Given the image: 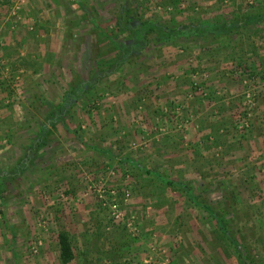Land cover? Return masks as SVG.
Wrapping results in <instances>:
<instances>
[{
  "label": "rangeland",
  "instance_id": "obj_1",
  "mask_svg": "<svg viewBox=\"0 0 264 264\" xmlns=\"http://www.w3.org/2000/svg\"><path fill=\"white\" fill-rule=\"evenodd\" d=\"M120 11L182 27L264 0H0V264H264V21L149 34L113 69L136 46ZM78 82L93 84L30 149Z\"/></svg>",
  "mask_w": 264,
  "mask_h": 264
},
{
  "label": "trees",
  "instance_id": "obj_2",
  "mask_svg": "<svg viewBox=\"0 0 264 264\" xmlns=\"http://www.w3.org/2000/svg\"><path fill=\"white\" fill-rule=\"evenodd\" d=\"M122 16L123 13H121V11L118 12L117 18L114 20L113 23L114 31L116 32H121V31L123 32L126 30L129 31L132 38H134V40L136 41V46H133L132 43L117 44V48L120 50V55H119V59H117L114 62L113 69H115L118 64L126 62V59L129 56L131 50H134L135 47H137V49H140L147 42V36L149 34H152L159 42H168L172 40L174 37H180L184 35L187 36L192 34L199 36L211 35L212 38L218 39L220 37L227 36L231 32H237L243 26L255 25L259 22L264 21V12L261 11L245 13L239 17L232 19L231 21H224L218 23H200L195 25H184L182 27L179 26L166 27L163 25H158L157 23H154L149 20H140L138 21V23L135 24L133 23L131 26H129L127 23L122 21L123 20ZM91 21L93 26L99 29L97 23L93 20ZM92 84L87 82H83V83L78 82L75 88L71 89L70 91L68 90L64 93L60 105L56 109H54L53 112L50 114V117L47 120L48 123H43L38 127L36 138L31 144L30 149H33V147H39L44 143L45 137L49 132V128L46 125L50 126L56 122H61V123L64 122L63 116L72 108L71 105L72 102L79 98L81 92L84 89V86L88 87L89 85L92 86ZM26 162H27L26 159L18 161L14 167L13 174L21 173L26 166ZM143 171L148 173L145 169H143ZM159 180L164 185L182 188L180 187V184L175 181H171L168 179H160V178ZM185 194L189 197L192 203L194 204L197 203V201H195V196L190 195L189 193L186 192ZM203 207L205 208L204 205ZM205 210H207V208ZM207 213H211V212L207 210ZM209 215L214 220L215 226L217 230L220 232V234L224 238H228L221 219L213 213ZM57 244H58V258L60 262L66 263L69 260H71L72 258L71 245L68 236L65 233L59 232L57 234Z\"/></svg>",
  "mask_w": 264,
  "mask_h": 264
},
{
  "label": "built area",
  "instance_id": "obj_3",
  "mask_svg": "<svg viewBox=\"0 0 264 264\" xmlns=\"http://www.w3.org/2000/svg\"><path fill=\"white\" fill-rule=\"evenodd\" d=\"M112 210L115 209V205H111Z\"/></svg>",
  "mask_w": 264,
  "mask_h": 264
}]
</instances>
